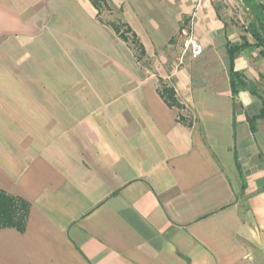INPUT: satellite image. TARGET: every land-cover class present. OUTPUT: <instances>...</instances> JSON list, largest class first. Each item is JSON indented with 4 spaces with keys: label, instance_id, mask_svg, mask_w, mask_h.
<instances>
[{
    "label": "crops",
    "instance_id": "crops-1",
    "mask_svg": "<svg viewBox=\"0 0 264 264\" xmlns=\"http://www.w3.org/2000/svg\"><path fill=\"white\" fill-rule=\"evenodd\" d=\"M105 1L141 61L89 0H0V192L28 204L0 264H264L262 104L230 86L264 94V0ZM182 20L203 52L179 64Z\"/></svg>",
    "mask_w": 264,
    "mask_h": 264
},
{
    "label": "trees",
    "instance_id": "trees-1",
    "mask_svg": "<svg viewBox=\"0 0 264 264\" xmlns=\"http://www.w3.org/2000/svg\"><path fill=\"white\" fill-rule=\"evenodd\" d=\"M89 1L97 11V17L103 10L112 12V8L105 0ZM252 12L255 16L256 23L248 26L247 32H249V34L254 38L256 42L255 46L261 48V54L264 56V17H262V14H264V8L254 5ZM110 26L119 39L129 44L135 54L136 59L140 61L142 57H144V50L130 28L118 20L111 22ZM244 46H247L246 41H243L241 45H233L229 47L228 53L231 62ZM260 78L264 79V75H262ZM230 86L233 95H236L240 90H248L251 91V93L257 95L261 100L262 107L259 115L249 120L250 128L252 131H254V123L256 120L264 121V94H258L257 88L253 83L245 82L241 74L232 72V70L230 72ZM160 94L169 107H178V104L174 98L173 89L163 85L162 89L160 90ZM27 215L28 204L26 202L0 192V229L15 228L17 231L23 232Z\"/></svg>",
    "mask_w": 264,
    "mask_h": 264
},
{
    "label": "built area",
    "instance_id": "built-area-1",
    "mask_svg": "<svg viewBox=\"0 0 264 264\" xmlns=\"http://www.w3.org/2000/svg\"><path fill=\"white\" fill-rule=\"evenodd\" d=\"M177 39L180 44V54L177 59L179 64L183 63V60L187 54L193 58H196L202 54L203 49L193 36L192 23L190 21L182 20L179 23Z\"/></svg>",
    "mask_w": 264,
    "mask_h": 264
},
{
    "label": "rangeland",
    "instance_id": "rangeland-1",
    "mask_svg": "<svg viewBox=\"0 0 264 264\" xmlns=\"http://www.w3.org/2000/svg\"><path fill=\"white\" fill-rule=\"evenodd\" d=\"M100 15L102 17H107V18H108V16H110L111 19L113 18V20H115V21L118 20L117 19L118 14H117V12L115 10H112V12H108L107 10H103L102 12H100ZM236 17H238V16H236ZM239 17H240V21L243 22L245 25H249L250 24L251 18L248 15L239 13ZM108 19H110V18H108ZM173 43H174V48H175L174 53H173V56L179 57V54H180V49H179L180 48V44L178 42L177 37L174 39ZM187 55H189V54H187ZM146 64H147V62L144 63L143 66L146 65Z\"/></svg>",
    "mask_w": 264,
    "mask_h": 264
}]
</instances>
